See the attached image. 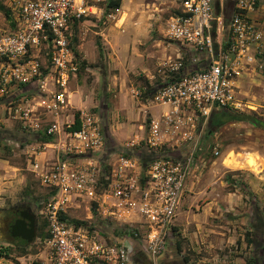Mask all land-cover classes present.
Returning <instances> with one entry per match:
<instances>
[{
  "label": "built area",
  "instance_id": "obj_1",
  "mask_svg": "<svg viewBox=\"0 0 264 264\" xmlns=\"http://www.w3.org/2000/svg\"><path fill=\"white\" fill-rule=\"evenodd\" d=\"M215 1L180 0L165 22L164 36L185 49L184 56L157 66L162 81L152 86L154 77L149 79L153 94L146 95V86L133 89L134 98L145 94L146 101L165 107L157 119L146 120L144 135L129 144L142 145L141 158L98 163L94 158L106 140L101 118L93 112H80L78 130L70 129L75 118L65 129L52 123L44 130L68 137L55 160L30 163L50 195L37 204L44 220L37 242L46 263L158 264L166 256L190 178L221 155V145L211 136L212 113H244L237 79L264 70V37L249 16L259 0H234L226 24L221 12L215 14ZM4 5L11 19L0 30V96L36 77L46 91L44 108L58 115L69 105L68 84L81 65L71 50L72 28L91 24L93 17H103V25L115 22L121 6L108 8L106 0H4ZM48 80L51 87L45 88ZM25 111L18 115L23 125L39 128L41 120L32 121L30 110ZM108 199L117 203L110 206ZM82 203L88 205L87 220L95 212L99 220L111 216L118 223L114 228L77 224L79 218L68 210ZM240 253L236 245L224 257Z\"/></svg>",
  "mask_w": 264,
  "mask_h": 264
},
{
  "label": "rangeland",
  "instance_id": "obj_2",
  "mask_svg": "<svg viewBox=\"0 0 264 264\" xmlns=\"http://www.w3.org/2000/svg\"><path fill=\"white\" fill-rule=\"evenodd\" d=\"M179 2L180 0H122L121 12L115 22L103 25V17L100 19L93 17L91 24L87 22L71 30L73 34L71 50L81 65L77 75L71 78L67 92L76 87L75 103L88 108L83 110L84 112H93L101 118L106 141L94 158L100 164L108 162L116 164L120 156L128 158L143 156L142 145L129 146L131 142H135L136 135L129 132L128 125L115 129L118 123L110 118L116 115V111L111 110L107 115L99 105L91 107L92 100L89 93L81 88L85 81L89 84L92 80L91 73L86 70L87 67L97 68V71L104 69L103 60L106 58L105 53L109 45L105 39L103 40L100 32L112 29L119 36H125L130 28L141 25L149 32L151 40H161L166 46L174 45V49H179L184 56L185 49L164 36L165 22L175 13ZM3 4L4 0H0V5ZM261 4V0L257 1L250 15ZM98 6L103 7V4L100 3ZM228 6H231L230 2ZM262 15L264 17L263 13ZM259 22L255 24L264 37V20L260 19ZM7 24L6 17L0 9V30L6 29ZM221 34L224 36L225 33ZM110 39L108 37L109 44ZM125 43L129 44L130 41ZM144 47L145 45L142 46ZM41 70L44 71L42 68ZM152 75L154 77L152 86L162 81L156 71H153ZM128 77L133 89L137 86L152 88L145 75L129 73ZM49 87L51 84L48 80L45 88ZM237 87L240 93L238 98L246 106L244 113L240 114L256 117L262 126L252 121L227 120L212 129L211 136L217 138L221 145V155L209 161L201 175L190 178L174 218L175 227L168 244L170 248L158 264H204V262L215 264L222 261L264 264V70L256 69L255 72L250 70L248 74L237 79ZM43 91L35 77L26 83L16 84L4 96H0V210L20 206L31 207L36 215L38 237L44 230V220L39 214L37 204L41 200L46 201L50 195L30 171V163L34 160L39 163L55 160L58 149L68 142L67 135L63 131L56 132L53 140L48 144L40 141V135L52 123H57L60 128L65 129L66 124H72L75 116L81 112L73 108V102H69L68 107L59 110L58 115L49 113L44 108L43 102L47 100L44 93L46 91ZM85 96L86 100H84ZM93 98L94 102L104 104L98 93H94ZM134 100L144 103L146 107L153 105L146 101L145 94ZM17 108H21L19 113L14 112ZM25 110H30L29 116L32 121L35 118L41 120L39 128L32 129L23 125L18 115L27 112ZM148 110L158 114L161 109L153 106ZM143 120L145 121L141 123L142 125L146 122L147 115ZM104 124L111 125L109 132L125 147L119 148L107 138ZM139 130L143 131L141 127ZM109 201L112 199H108L110 206L112 203H117ZM87 207L88 205L82 203L79 208L68 210V215L79 218L76 223L83 226L96 222L98 226L107 225L114 228L118 223L111 216L99 220L95 212L92 213V219L87 220ZM19 244L17 241H11L7 245L0 241V248H3L0 249V254L5 255L3 260H7L6 263L0 261V264H48L44 259L42 246L37 241L26 247ZM236 245L238 251L242 253L233 254L231 258L226 259L224 255L227 256L228 250ZM177 246L180 248L178 249Z\"/></svg>",
  "mask_w": 264,
  "mask_h": 264
},
{
  "label": "crops",
  "instance_id": "obj_3",
  "mask_svg": "<svg viewBox=\"0 0 264 264\" xmlns=\"http://www.w3.org/2000/svg\"><path fill=\"white\" fill-rule=\"evenodd\" d=\"M261 1L262 4L259 5L260 7L252 15L249 13V16L257 24L260 23V19L264 20L262 15V13L264 14V0ZM229 2L231 4L230 7L228 6ZM215 4L218 9V13L221 12L224 19L226 18V24L234 7V0H216ZM177 9L178 6L176 7L175 12ZM104 32H100V35L109 45V48L105 53L106 58L103 60V63L105 62L104 69L103 71H97V68L87 67L86 70L88 73H91L90 75L92 80L89 84L85 81V84L81 85V88H84V90L89 93L92 100L91 107L99 105L100 109L106 112L107 115H109V111L111 110L116 111V115H114L113 118H110V120L114 119V122L118 123L117 128L115 129L128 125L129 132L136 135H134V139L141 138L144 134L143 131L139 129L140 127H143L141 123L144 121V117L147 115V121L155 120L157 119L160 111L158 114H153V112H150L148 109L152 108L154 105H148L146 107L144 103L134 100V97L131 95L133 87L129 84L130 78L128 77V74L145 75V77L149 80L153 77L152 72L156 71L155 69H157V66L161 62L167 60L168 58L182 56V53L179 49H174V45L172 46L169 44L166 46L161 42V40H151L149 32L144 30L141 25L130 28L127 32L128 34L125 36H119V34L112 29L105 33ZM111 36L115 39H112ZM108 37L111 38L110 44ZM126 41H130V43L127 44L125 43ZM143 45H145L144 48H142ZM168 50L170 53H168ZM112 70H115V72ZM75 90L76 87L70 91L71 93L67 92L69 95L68 101L70 103L73 102V108L77 111L88 109L85 106H81L82 104L78 106L75 103L74 92H77ZM94 93H98V95H100L104 104H99L100 102L97 101L94 102ZM129 95L132 97H129ZM84 100H86V96L84 97ZM155 107H160V109L165 108L164 106ZM141 112H143V114ZM103 127L105 135L108 136L107 138L111 140V142L119 146V148L125 147V145L120 144V141H118L115 136L109 132L111 125L104 124ZM139 132L142 134H139Z\"/></svg>",
  "mask_w": 264,
  "mask_h": 264
},
{
  "label": "trees",
  "instance_id": "obj_4",
  "mask_svg": "<svg viewBox=\"0 0 264 264\" xmlns=\"http://www.w3.org/2000/svg\"><path fill=\"white\" fill-rule=\"evenodd\" d=\"M106 1H107V7L108 8H117L121 5L122 0H106ZM3 6L0 5V9L4 13L6 20L10 21L11 18H10L9 12H8V10L4 4H3ZM10 24H11V26H14L13 22H10ZM153 92H154V90L147 87L146 95H151V94H153ZM237 114H239V115H237ZM227 120L233 121V122L252 121L253 123H255L257 125L262 126L260 121H258V119L256 117L245 115V114H240V113H234V112H230L229 110L222 109V110H218V111H215L212 113V115H211V123L212 124L210 125V130L212 131L213 128H216L217 126L222 125V123H224ZM79 126H80V124L78 121V117L75 116L74 124L71 126L70 129L71 130H78ZM40 137H41L40 141H42L45 144L51 143V141L53 140V136H51V135L49 136L46 134H41ZM177 248L179 249L180 246H177ZM24 251L25 250L23 249L22 252H24ZM0 256L4 257L5 255L0 254Z\"/></svg>",
  "mask_w": 264,
  "mask_h": 264
},
{
  "label": "flooded vegetation",
  "instance_id": "obj_5",
  "mask_svg": "<svg viewBox=\"0 0 264 264\" xmlns=\"http://www.w3.org/2000/svg\"><path fill=\"white\" fill-rule=\"evenodd\" d=\"M26 210H29V211H31V213L34 214L31 207H25V206H20V207H16V208L14 207V208L8 209V210L7 209L0 210V241L7 243V245H9V243L11 241H17L20 243L19 245L23 246V247L32 245L35 243V241H37V238H39L37 236V223H36V227H35V236H34L32 242L30 244H27L26 241H24L20 238H12L11 237L10 229H11L12 224L17 219H20L21 213L26 211ZM0 249L2 250L3 248H0ZM3 258H4L3 256H0L1 260H3ZM3 261L5 263L7 262V260H3ZM176 264H180V263H176Z\"/></svg>",
  "mask_w": 264,
  "mask_h": 264
},
{
  "label": "water",
  "instance_id": "obj_6",
  "mask_svg": "<svg viewBox=\"0 0 264 264\" xmlns=\"http://www.w3.org/2000/svg\"><path fill=\"white\" fill-rule=\"evenodd\" d=\"M215 14H218L216 5ZM20 217L11 226V237L20 238L30 244L35 236L36 216L31 211L26 210L21 213ZM0 261L3 260L0 259Z\"/></svg>",
  "mask_w": 264,
  "mask_h": 264
},
{
  "label": "clouds",
  "instance_id": "obj_7",
  "mask_svg": "<svg viewBox=\"0 0 264 264\" xmlns=\"http://www.w3.org/2000/svg\"><path fill=\"white\" fill-rule=\"evenodd\" d=\"M121 6V5H120Z\"/></svg>",
  "mask_w": 264,
  "mask_h": 264
}]
</instances>
